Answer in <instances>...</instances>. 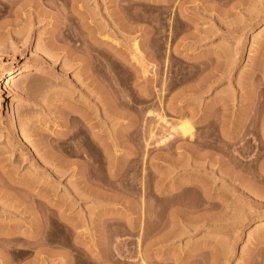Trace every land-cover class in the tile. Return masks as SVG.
<instances>
[{
	"label": "rangeland",
	"instance_id": "obj_1",
	"mask_svg": "<svg viewBox=\"0 0 264 264\" xmlns=\"http://www.w3.org/2000/svg\"><path fill=\"white\" fill-rule=\"evenodd\" d=\"M262 69L264 0H0V264H264Z\"/></svg>",
	"mask_w": 264,
	"mask_h": 264
},
{
	"label": "bare ground",
	"instance_id": "obj_2",
	"mask_svg": "<svg viewBox=\"0 0 264 264\" xmlns=\"http://www.w3.org/2000/svg\"><path fill=\"white\" fill-rule=\"evenodd\" d=\"M136 47V46H135ZM26 70V68H22L21 69V72H23V71H25ZM260 72H261V75H263L264 76V69H262V70H260ZM88 74V73H87ZM260 74V73H259ZM14 77V72H13V70L11 71H9V72H7L4 76H3V78H2V82H0V84L1 85H4V86H7V82L9 81V79H11V78H13ZM2 90V88L0 87V91ZM251 90V89H250ZM247 91V90H246ZM247 93H249V90H248V92ZM250 95H251V93H250ZM261 103V102H260ZM257 103L256 104V106L255 107H260V106H262V105H264V103ZM255 105V104H254ZM253 105V106H254ZM248 103L247 104H245V110H246V118H245V132H248L249 131V126H248V124H246V122H248V118L250 117V113L248 112ZM263 107V106H262ZM261 109V108H260ZM255 115V114H254ZM179 128H180V131H181V133H182V135L183 136H191V134H192V132H191V126H190V123H188V121H182V122H180V125H179ZM24 186H26V185H24ZM14 200V204H12V207H11V209L13 210H11L12 211V213L14 212V213H16V212H18V207H19V205L21 204H16L15 203V201L16 202H19V200L18 199H13ZM18 200V201H17ZM31 201H32V199H31ZM10 211V212H11ZM17 214V213H16ZM35 221V220H34ZM36 234H39V232H38V230H37V232H35V233H33L32 234V236H31V239L33 240L35 237H36Z\"/></svg>",
	"mask_w": 264,
	"mask_h": 264
}]
</instances>
